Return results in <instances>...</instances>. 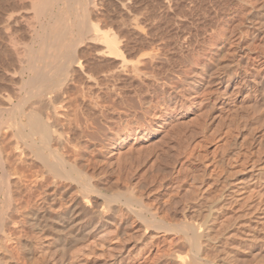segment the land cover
<instances>
[{"label":"bare ground","instance_id":"bare-ground-1","mask_svg":"<svg viewBox=\"0 0 264 264\" xmlns=\"http://www.w3.org/2000/svg\"><path fill=\"white\" fill-rule=\"evenodd\" d=\"M18 1L21 3H16V5H19L18 7L14 5L13 0V5H10V7L16 6L19 8V10L16 8V11L23 10L25 7L26 10H30L28 3L25 5L29 9L27 6L20 7V5H24L25 0H23L24 2ZM30 1L34 7L32 13L36 14L35 19L37 17L38 20L34 21L32 15L29 17V21L33 19L32 22L28 20V22H25L27 23L26 27L28 26V29L31 30V37H29L31 41L29 40L30 43L23 48V52H20L21 49L16 39L9 34L11 38L13 37L11 45L15 49V52L11 50L16 59L13 62H17L18 65L15 69L12 68L13 72H11L13 74H10L12 77L17 78V85L12 94L5 91V93L2 92L3 96L0 94V98L2 96L5 99H3L4 103L0 100V264H10L11 259L13 260V253L8 245L10 246L9 243L15 239L21 242V238H16L18 229L30 230L29 232H32L31 237L34 234L39 241H43V238L47 236L51 237V240H48L50 246H40L41 251L38 246L31 243L32 239L29 241L28 238H25L23 239L24 242H21L22 249L29 251V253H31V249L35 251L36 248L42 253L45 250L42 257L44 258L45 253H47L46 258L50 257V261L46 259L43 261L44 264H135L140 260H143V263L150 262L151 264H264V231L262 236L258 231V226L264 227V188H259L261 183L264 182V170L251 173L235 185L229 186L227 179L221 181L215 187V191L218 193L217 196L211 200L207 199L205 202H201L202 200L199 199L198 201L196 197L185 195V197L180 198L169 196L171 198L168 200L167 197L166 203V201H163L164 199H161L160 194L150 195L151 193L146 194L145 191L142 193V187L140 188L141 193L139 191L138 194L135 190L136 185L134 186L131 182L122 185L103 176L104 174L99 175L103 168L110 165L119 166L125 162L126 157L123 154L125 151H122V147L124 141L130 137V133H124V136L119 137L114 142L104 143L102 141V147H105L106 150L98 149L100 151L97 154L95 153V156H88L90 149L86 144L92 142V146L96 147L97 142L95 143V141H98V135H101L98 132L101 124L99 122L100 125L98 126V123H95L100 121L101 117L100 119L96 117L98 121L94 122L96 119H92L93 117L88 113L89 111H86L84 98L88 93L84 94L86 91L82 93L83 87L79 83L80 80L77 83L82 88L76 83L81 89L76 87V91L75 89L74 92L70 91L72 86H70V82L75 79L74 74L76 70V73L80 71L78 68H81L80 64H82L77 58V50L74 47L76 37L70 38V44L64 46L59 44L66 39L67 34L73 32V25H76L78 32L83 35H86L87 30H89L88 32L94 30L89 29L88 25V22L91 23L93 20L90 19L87 22L89 18L80 19L82 15L76 17L79 16L76 12L75 17L78 18V22L74 24L72 21L65 22L58 21L57 18L51 19L56 16V13H54L55 16L52 13L53 4L58 3V1L62 2V0ZM7 4L4 5L8 7ZM13 10L15 11V7ZM82 10H86V8ZM3 11L5 12V10ZM255 13L254 16L260 17L258 19L259 26L264 29V4ZM63 14L65 15V12ZM11 15L14 14L7 17L10 18ZM20 15L23 16V14ZM16 16L13 18H16ZM25 17L27 19V16ZM41 17L42 19H45L43 17L50 18L44 21ZM11 25H6V30ZM100 28L95 27L98 33L90 37L91 41L93 39L96 42L103 41L109 47L105 54L109 55V50L115 53V50L118 49L117 43H122L116 41L118 35L114 38L108 32V29L106 31ZM49 39H52L51 42H49ZM36 41L41 43V48L36 49L34 47ZM78 41L80 42V40ZM83 42L81 41L82 44H84ZM11 45L9 44V46ZM12 47L9 48L12 49ZM221 53L222 51L217 56L215 54V59L212 57L214 60L211 59L210 61L213 60V64L211 62L209 65L204 63L198 72H195V76L191 78V81L187 79V88L183 91L180 90L182 88L176 89V94L173 97L175 102H184L193 93L200 92L203 87L220 82L223 75H226L229 80L234 68L233 71H230L218 62V59L222 57L218 58ZM124 59L126 60L123 57L121 62ZM121 64L123 65V62ZM76 67L78 68L76 69ZM112 69H115V67ZM106 72L110 74L109 71ZM80 73L82 72H79L78 76ZM260 73L255 70L252 75L259 76ZM91 77L94 79L93 76ZM87 78L89 79V77ZM96 82L97 85H101L100 81L99 83L98 80ZM257 84L254 80L248 93L254 97L257 96L259 101L264 103V81L261 86ZM84 86L86 89L88 88L87 85L84 84ZM224 90L221 92L223 93ZM108 99L111 98L108 97ZM95 100L96 102L99 101ZM263 108L264 106H261V109L257 110L259 112L256 111L255 121H259L264 112L262 111ZM142 131H144V134L147 130ZM141 137L142 135H139V138ZM134 139L138 140V137ZM13 151V155L16 157L15 163L11 159ZM101 157H104L106 164L103 165L104 167H100L99 170L97 169V160H103ZM242 159L245 158H240L238 161ZM224 162L225 159L221 158L220 163L224 164ZM182 168L181 166V171ZM97 170H99V173H97ZM103 171L105 172L104 169ZM16 175H18L19 187L16 186V189H14L11 178ZM33 187L42 188L40 194H38L39 190L35 188L37 199L34 198L35 195L31 196L33 195V191L31 192L32 189L34 190ZM36 190H34V193ZM28 191L31 192V195H27ZM28 196H31L32 199ZM241 199H246V204L234 209V206ZM82 202L84 207L79 205ZM86 206L91 207H89L90 211L86 210L89 208L85 209ZM40 243L43 244V242ZM3 254L8 255L7 258L10 259H5L6 255ZM29 255L26 254L30 259L28 261L26 259V262L21 264H29L31 258L36 259V256H39L34 254V257H29ZM39 257H37V260Z\"/></svg>","mask_w":264,"mask_h":264},{"label":"rangeland","instance_id":"rangeland-1","mask_svg":"<svg viewBox=\"0 0 264 264\" xmlns=\"http://www.w3.org/2000/svg\"><path fill=\"white\" fill-rule=\"evenodd\" d=\"M5 1L6 3H4ZM5 1L0 0L2 5H0V10L2 9L0 22L3 23H0V88L4 89H0L2 96L5 92L12 94L17 85V78L12 77L10 74L18 66L17 62H13L16 59L13 55L15 49L11 45L12 38L16 39L21 49L19 51L23 52V48L31 41V38H29L31 37V30L28 29V26L26 27L27 23L25 22L29 21L30 16L33 15L34 19L36 16L35 13H32L34 7L30 0H25V2L20 0L24 2V5L22 4L20 7H25L27 6L25 4L28 3L31 11L26 10V7V9H21L22 11H16L17 9L19 10L17 8L19 5H16V3L18 2L17 4H19L20 2L13 0L14 5L17 6H14V11V7H10V5H13L12 0L10 2L9 0ZM74 1L62 0V2L58 1V3L53 4V9L52 6L51 9L53 10V15L55 16L54 13H56V16L51 19L57 18L56 20L65 22L72 21L74 24L78 22L76 17H81L82 15L80 19L89 18L87 22L90 19L93 20L91 23L89 21L88 25L89 29L94 30L90 32L87 30V36L80 34L77 26L73 25V32L67 34L66 39L59 43L61 46L70 44V38L76 37L77 40L74 41V47L77 50V58L82 63L80 65L83 69L78 68L80 66L76 67L80 71L76 73V70L75 76L73 75L77 81L73 79L70 82V86H73H71L72 88L70 87V91L74 92L76 87H81L82 85V93L85 91L84 94L90 93L85 95V98H88H84L86 111H89L88 113L93 117L92 119H96V117L100 119L101 117L100 121L98 119L94 121H98L95 123H98V126L101 124L99 126L101 129L94 124V126L99 128L100 131L98 132L101 134L98 135V141H100H95V143L97 142V148L92 146V142H88L89 144L85 143L90 149L88 156H95L98 151L106 150L105 147H102V141L104 143L114 142V140L124 136V133H130V137L124 141V148L122 147V151H125L123 152L126 157L125 162L121 163V166L110 165L105 167L103 168L105 172L102 169V172L99 173L100 167H104L106 164L104 157H101L103 160H97V169H99L97 173L99 175L104 174L103 176L122 185H127L131 182L134 186L136 185L135 190L138 194L139 191L141 193V189L142 193L145 191L146 194L151 193L150 195L154 193L160 194L159 196L166 203L167 197L169 200L171 197L180 198L185 197V195L196 197L197 200L205 202L207 199L211 200L217 196L218 193L215 191V187L221 181L227 179L229 186L235 185L243 181L251 173L264 170V112L261 115L262 118L260 117L259 121H255L256 114L259 112L257 110L261 109L264 103L260 102L257 96L254 97L248 93L254 80L258 83V86H261L264 81V29L259 26L258 19L260 17L254 16L258 8L264 4V0H89V3L88 0ZM4 4H7L8 7ZM82 5L84 6L83 8L81 7ZM9 8L12 9L11 13ZM85 8L86 10H82ZM88 9L89 11L91 10L90 13ZM24 10L26 11L24 12ZM59 10L61 11L59 12ZM64 12L65 15L63 14ZM7 14L14 15L8 18ZM20 14H23V16ZM14 16L16 18H13ZM25 16H27V19ZM43 18L45 19L41 17L45 21L50 17ZM32 20L29 22H32ZM36 20H38L37 17L34 21ZM93 23L94 25H92ZM6 25H11L8 30L5 28ZM96 26L106 31L108 29V32L113 37L118 35L119 38L117 37L116 41H121L122 43H117V46L122 51L120 52L116 49L114 53V51L109 50L110 53L108 52L109 55H107L105 54L109 49L107 44L98 40L96 42L95 39L91 41L90 37L98 33L95 30ZM260 28L262 29L260 30ZM9 34L13 37L11 38ZM24 38H27V41ZM49 40L51 42L52 39ZM81 41H84V44ZM9 47H12V49ZM34 47L36 49L41 48V43L36 41ZM106 47L107 49H105ZM221 51L222 53L218 58L222 57L218 59V62L226 66L230 71L234 70L229 80L226 75H223V79L220 82L205 86L206 88L203 87L200 92L193 93L184 102H175L173 97L176 94V89L182 88L180 90L183 91L187 88V79L191 81V78L195 76V72H198L204 63L206 65H209L210 62L213 64V60ZM122 56L126 58V60L122 61L123 65L121 64ZM211 59L213 60L210 61ZM137 66L138 68H136ZM114 67L117 70L112 69ZM100 68L102 69L100 70ZM86 69L91 70L85 71ZM113 70L115 71L113 72ZM255 70L259 73L261 72L259 76L256 74L255 76L252 75ZM106 71H109L110 74ZM79 72L82 73L78 76ZM96 79L98 83L100 81L102 86L96 84ZM94 80H96V83ZM78 81L81 85L77 83ZM84 84L87 85V89ZM224 88L226 89L224 90ZM106 90L107 92H105ZM223 90L224 92L222 93L221 91ZM112 91L114 92L112 93ZM2 96L0 100L3 102L5 99ZM108 97L111 99L109 100ZM95 99L99 100L97 101L98 103ZM103 102L107 103L104 104ZM92 104H94L93 107ZM262 111H264V108ZM142 130L147 131L143 134L144 131ZM139 135H142V137L139 138ZM137 137L138 140L134 139ZM90 151L94 152L91 153ZM13 154L14 151L12 152ZM12 155L11 159L15 163L16 157H14L15 155L12 157ZM221 158L225 159L224 164L220 163ZM240 158L245 159L238 161ZM181 166L183 167L182 171L180 170ZM11 181L14 184L13 188L16 189V186L19 185V182H17L19 181L18 175L12 176ZM33 188L34 190H39L38 194L42 192L40 187ZM259 188H264V182L261 183ZM34 190H31L33 195L29 191L27 195L32 197L35 195L34 198L37 199V190L35 193ZM31 196L28 197L32 199ZM91 202L93 203V201ZM245 204L246 199H241L234 206V209H238ZM79 205L84 207L83 202L79 203ZM89 207L86 206L85 209ZM90 208L86 210L90 211ZM18 231H16L18 233L17 236H20H14L21 238L22 243L25 238H28L29 241L32 239L31 243L38 246L40 251L42 249L40 246H50V236L43 238V241H39L34 234V237H31L32 232L30 233L28 229H18ZM258 231L261 234L260 236H262L264 227L258 226ZM22 234L25 235L23 236ZM33 238L35 239L33 240ZM35 241L37 242L35 243ZM21 242L18 239L8 242L10 244L8 248L12 251L13 254H11L14 257L13 260H9L10 264H21L26 262V259L28 261L30 258L26 254H30L29 257L40 256H36V259L33 258L34 261L31 258L29 264H44L45 262L43 261L46 259L50 261V257L46 258L47 253H45L46 256L44 258L42 257L45 250L42 253L33 246L35 251L31 249V253H29V251L22 249ZM39 242H43V244L40 243V245ZM3 255L5 256L6 254ZM7 256L4 258L6 259ZM37 257H39L38 260ZM135 264L151 263H143V260H140Z\"/></svg>","mask_w":264,"mask_h":264}]
</instances>
